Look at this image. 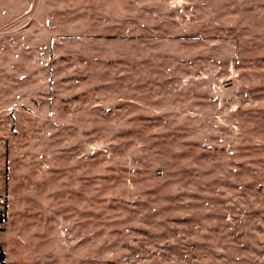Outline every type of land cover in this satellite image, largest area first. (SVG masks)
I'll return each instance as SVG.
<instances>
[{
	"label": "rangeland",
	"instance_id": "1",
	"mask_svg": "<svg viewBox=\"0 0 264 264\" xmlns=\"http://www.w3.org/2000/svg\"><path fill=\"white\" fill-rule=\"evenodd\" d=\"M5 264H264V0H0Z\"/></svg>",
	"mask_w": 264,
	"mask_h": 264
},
{
	"label": "trees",
	"instance_id": "2",
	"mask_svg": "<svg viewBox=\"0 0 264 264\" xmlns=\"http://www.w3.org/2000/svg\"><path fill=\"white\" fill-rule=\"evenodd\" d=\"M6 256L3 247L0 245V264H5Z\"/></svg>",
	"mask_w": 264,
	"mask_h": 264
},
{
	"label": "built area",
	"instance_id": "3",
	"mask_svg": "<svg viewBox=\"0 0 264 264\" xmlns=\"http://www.w3.org/2000/svg\"><path fill=\"white\" fill-rule=\"evenodd\" d=\"M0 203H4V198L0 197Z\"/></svg>",
	"mask_w": 264,
	"mask_h": 264
}]
</instances>
